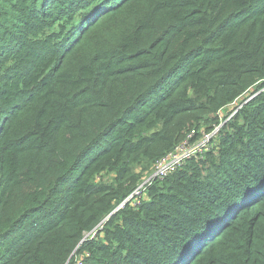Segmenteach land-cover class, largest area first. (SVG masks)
Returning <instances> with one entry per match:
<instances>
[{"label": "trees", "instance_id": "obj_1", "mask_svg": "<svg viewBox=\"0 0 264 264\" xmlns=\"http://www.w3.org/2000/svg\"><path fill=\"white\" fill-rule=\"evenodd\" d=\"M0 264H264V0H0Z\"/></svg>", "mask_w": 264, "mask_h": 264}, {"label": "built area", "instance_id": "obj_2", "mask_svg": "<svg viewBox=\"0 0 264 264\" xmlns=\"http://www.w3.org/2000/svg\"><path fill=\"white\" fill-rule=\"evenodd\" d=\"M219 127H215L210 133L204 134L202 136V141L193 146L195 143L189 142V140L194 135L192 132L188 139L184 141L181 145H178L174 150L166 155L163 159L159 160L156 165L153 167V174L145 181L142 186H149V184L155 179H162L167 176L171 171L179 168L184 164V162L191 157H197L203 154V151L206 149L207 145L210 142L212 136L217 132ZM199 141V140H198ZM136 192L135 194H139Z\"/></svg>", "mask_w": 264, "mask_h": 264}, {"label": "rangeland", "instance_id": "obj_3", "mask_svg": "<svg viewBox=\"0 0 264 264\" xmlns=\"http://www.w3.org/2000/svg\"><path fill=\"white\" fill-rule=\"evenodd\" d=\"M252 95V92L251 93H249V94H247V95H245L242 99L244 100V99H246V98H249L250 96ZM226 114L227 113H222L221 114V121H222V123L224 122V117L226 116ZM232 116V115H231ZM231 116H230V118H231ZM229 118V119H230ZM202 137L199 139V141H197L195 144H193V146L194 145H196V144H198V143H200L201 141H202ZM153 174V167H151L150 169H149V176H151ZM87 235H85V237H86Z\"/></svg>", "mask_w": 264, "mask_h": 264}]
</instances>
